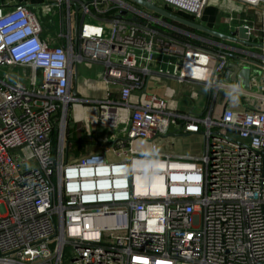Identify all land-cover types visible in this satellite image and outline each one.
<instances>
[{
  "label": "built area",
  "instance_id": "2783aa9c",
  "mask_svg": "<svg viewBox=\"0 0 264 264\" xmlns=\"http://www.w3.org/2000/svg\"><path fill=\"white\" fill-rule=\"evenodd\" d=\"M54 1L66 5L63 44L41 38L26 5L0 7V264H264V95L260 109L217 111L225 44L124 0H77L98 30L81 19L74 50L73 0ZM228 1L261 12L259 29L242 26L257 43L264 0ZM151 2L199 23L209 0ZM261 51L244 53L264 63ZM80 62L104 67L117 98L105 100L112 108L89 101L103 106V125L122 131L111 147L69 159ZM154 74L206 85L208 111L179 112L148 93ZM193 134L203 138L200 155L160 151L161 139Z\"/></svg>",
  "mask_w": 264,
  "mask_h": 264
},
{
  "label": "crops",
  "instance_id": "0c3cea01",
  "mask_svg": "<svg viewBox=\"0 0 264 264\" xmlns=\"http://www.w3.org/2000/svg\"><path fill=\"white\" fill-rule=\"evenodd\" d=\"M214 2L209 4L207 3L202 17L199 20V23L205 25L206 27L220 32V33H229L233 32L234 28L242 27L245 24L253 25L256 29H259L263 24V18L261 12L257 9L244 8L238 2L228 1V0H213ZM74 2V1H73ZM17 4H24L26 7L32 11L38 18L40 26L42 28L41 38H48L53 43L63 44V39L60 36V33L63 31L62 26V16L65 9V4H57L54 0H0V7L3 10L10 9ZM104 6V3L100 5ZM71 14L74 22V8L71 5ZM83 19L82 11L78 13V17ZM84 21V19H83ZM258 31V30H257ZM255 32L257 37V43L263 41L264 37L260 34L263 33L258 31ZM211 41H214L210 39ZM219 41H214L220 43ZM222 42V41H221ZM225 44L224 53L227 56L228 65L226 69L219 74L221 84L219 89L216 92V104L215 108L220 112L225 106L230 108L240 110V109H260L263 106L262 95H264V90L262 85L264 82V69L262 61L259 59L256 60L257 64H251L245 59H255L253 56L245 54L238 49H245L252 53L261 54V49L252 48V47H243L237 48L230 41H223ZM89 66V65H87ZM264 66V65H263ZM77 68V67H76ZM83 68V67H82ZM244 68H248L249 72L246 73L245 78L241 76V72ZM104 72V67L103 70ZM103 72H101L100 78L96 80L86 79V76H82L80 79H72L70 94L72 95V89L75 87L77 95L73 96L75 100L69 106L68 113V122L66 130V154L69 159H75L90 153L91 151L100 150L102 148L111 147L112 140L116 137L118 130L122 131V125L119 129H111L104 124V120H101V113L103 111V104L109 105L105 100H115L117 98V89L109 87L101 78ZM191 75H200V73L188 72ZM240 79H248L247 86L241 87L239 85ZM145 90L148 93H153L159 97L165 98L169 106L173 109L178 110L179 112H185L184 110H193L194 113L198 115H203L208 111L210 107L208 97V87L204 84L198 83V85L203 86L206 91V102L205 105L199 107L196 101L199 100L201 91L198 87H193L188 84H178L172 77L157 75L154 74L151 78L146 79ZM177 84L178 89H177ZM193 84V83H192ZM187 86H190L188 88ZM193 87V88H192ZM189 89V90H187ZM173 91L170 95L167 94L168 91ZM213 90V89H212ZM141 91L134 90L133 100L139 97ZM190 93L191 102L184 104L186 94ZM89 100H102V105L97 102H92ZM199 107L198 110H195L196 107ZM67 135L70 137H75L81 141L90 143L87 147V151L78 156L72 157L68 155V146L69 141ZM115 135V137H114ZM200 134H193L190 136H199ZM172 136V135H170ZM181 136V135H176ZM114 137V138H113ZM160 151L169 152L175 156H198L195 154L183 153V151L175 152L170 149L174 146L172 144V139L165 141L161 139L159 141ZM203 147V144H202Z\"/></svg>",
  "mask_w": 264,
  "mask_h": 264
},
{
  "label": "water",
  "instance_id": "95a60500",
  "mask_svg": "<svg viewBox=\"0 0 264 264\" xmlns=\"http://www.w3.org/2000/svg\"><path fill=\"white\" fill-rule=\"evenodd\" d=\"M127 1L131 4H136L139 5L141 7H143L144 10L151 12L152 14L157 15V19L161 20V19H166V20H170L173 23L179 24L181 26H184L192 31H201L204 33H207L215 38L220 39V43L224 44L223 41H230V42H235L237 44L243 45L245 47H252V48H258V49H263L264 51V44H260V43H256L253 41L248 40V38L246 37V29L244 27H238L236 28V30H234L233 32H229L227 34L225 33H220L217 31H214L208 27H206L205 25L198 23L192 19L180 16L176 13H173L171 11H169L168 9L162 7L161 5H159L156 2H151V0H124ZM72 5V7L74 8V50H77V38H78V32H79V28H80V24L81 21L79 20L78 17V13L80 10V7L74 3L71 2L70 6ZM63 6V4L61 5ZM126 12L125 11H121L120 14L117 17H121V15H125ZM134 21L138 22L140 21L139 18H137L136 16L132 18ZM241 52H246L245 49H240ZM246 61L250 62L251 64H257L255 59H245ZM77 66L75 65L74 70H75V75H76V68ZM249 72L248 68H244L243 71L241 72V76H244L246 73ZM216 80L219 81V77H216ZM247 80L248 79H240L239 81V85L241 87H248L247 86ZM208 97L211 95V89H208ZM72 95L75 96L77 95L76 89L75 87H73L72 89ZM67 144V143H66Z\"/></svg>",
  "mask_w": 264,
  "mask_h": 264
},
{
  "label": "rangeland",
  "instance_id": "374dc122",
  "mask_svg": "<svg viewBox=\"0 0 264 264\" xmlns=\"http://www.w3.org/2000/svg\"><path fill=\"white\" fill-rule=\"evenodd\" d=\"M213 2H214L213 0H209V4H211ZM161 3L162 2H159V4H161ZM134 6L140 8V9H143V7H141L139 5L135 4ZM84 21H85V24L87 25L89 30H91V31L98 30L96 27L97 22L95 19L85 18ZM101 32H104V30H102ZM224 44H226V43H224ZM231 44H233L237 48L238 47L239 48L245 47V46L237 44L235 42H231ZM102 70H103V66L101 63H91L89 66H87V64L85 62H80L77 64L76 75H75V70H74L73 81L75 78L80 79L82 76H86L85 78L90 79V80L99 79L101 72H103ZM5 72H7V69L0 68L1 74L5 73ZM14 75H16V73H14ZM183 84H185V85L188 84V85H191L193 87H198V89L201 90L199 92V95L201 98H199V100L196 101V103L199 105V107L204 106L205 102H206V91L204 90L205 88L203 86H201L202 84L201 85H198V83L192 84V82H187V81H185ZM178 86L179 85L177 84V89H178ZM187 87L190 88V86H187ZM187 90H189V89H187ZM186 95L187 96L184 100V104H186V103L189 104L191 102L190 93H187ZM199 107L197 106L195 108V110H198ZM189 110H184V111L189 112ZM168 139L169 140L172 139V144L174 143V146L170 147V149L172 148V150H174L175 152L182 150L183 153L185 152V153H189V154L198 155L200 153V151L202 150L203 138L201 135H199V136H190V135L170 136L167 139H165V141H168Z\"/></svg>",
  "mask_w": 264,
  "mask_h": 264
},
{
  "label": "trees",
  "instance_id": "16d2710c",
  "mask_svg": "<svg viewBox=\"0 0 264 264\" xmlns=\"http://www.w3.org/2000/svg\"><path fill=\"white\" fill-rule=\"evenodd\" d=\"M74 2V4H76L77 5V0H73ZM86 2H88V3H90V1L91 0H85ZM89 10L92 12V13H96V11H95V9H94V7H93V5H89ZM115 13V11L114 10H111V11H109V12H107L106 14H104L105 16H107V15H112V14H114ZM154 16H157V15H155V14H153ZM183 15V14H182ZM183 16H185L186 18L188 17V16H186V15H183ZM189 19H191L190 17H188ZM79 19H80V16H79ZM166 22H168V23H170V24H175V25H179V24H176V23H173V22H171L170 20H166V19H164ZM158 28H160L161 30H164V31H166V32H169V33H171V31L170 30H168V29H166V28H164V27H160V26H158V25H156ZM180 26V25H179ZM192 31V30H191ZM193 33H195L196 35H198V36H200V37H204V38H207V39H212V40H214V41H219V39L218 38H215V37H213V36H211V35H209V34H207V33H204V32H201V31H192ZM262 37H264V33H261L260 34ZM190 39V38H189ZM191 40V42H193L194 44H200V42L199 41H197V40H193V39H190ZM252 40H254V41H257V39H252ZM67 122H68V120H67ZM67 139H68V141H69V146H68V155H71L72 157H78V156H80V155H82V154H84L86 151H87V147H88V145H90V143H87V142H85V141H81L80 139H76L75 137H70V136H68L67 135Z\"/></svg>",
  "mask_w": 264,
  "mask_h": 264
}]
</instances>
